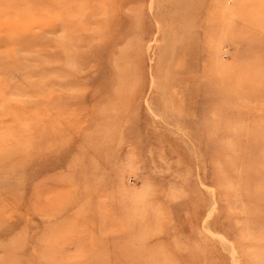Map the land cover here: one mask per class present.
<instances>
[{"label":"rangeland","instance_id":"obj_1","mask_svg":"<svg viewBox=\"0 0 264 264\" xmlns=\"http://www.w3.org/2000/svg\"><path fill=\"white\" fill-rule=\"evenodd\" d=\"M0 154V264H264V0H0Z\"/></svg>","mask_w":264,"mask_h":264},{"label":"bare ground","instance_id":"obj_2","mask_svg":"<svg viewBox=\"0 0 264 264\" xmlns=\"http://www.w3.org/2000/svg\"><path fill=\"white\" fill-rule=\"evenodd\" d=\"M63 26H66V24H63ZM1 155V154H0ZM2 157V156H1ZM0 159H2V158H0ZM40 170V169H39ZM9 210L10 211H12L13 210V207L11 206L10 208H9ZM4 211H8V208L6 207L5 208V210ZM40 213V212H39ZM1 224H3V218L2 217H0V225ZM1 232V231H0ZM70 238H71V240L73 241V234H70V236H69ZM21 241V240H20Z\"/></svg>","mask_w":264,"mask_h":264}]
</instances>
